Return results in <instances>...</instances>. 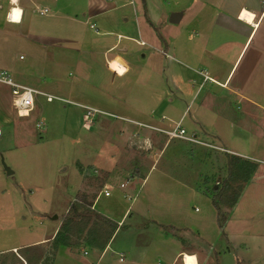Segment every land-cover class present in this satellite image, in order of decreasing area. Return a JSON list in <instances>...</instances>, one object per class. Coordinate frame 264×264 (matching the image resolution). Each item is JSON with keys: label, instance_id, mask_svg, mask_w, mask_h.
<instances>
[{"label": "rangeland", "instance_id": "rangeland-1", "mask_svg": "<svg viewBox=\"0 0 264 264\" xmlns=\"http://www.w3.org/2000/svg\"><path fill=\"white\" fill-rule=\"evenodd\" d=\"M221 1L148 0L146 6L145 0H36L33 7L31 0H21L15 6L20 11L15 23L9 20L14 6H0V71L6 70L17 84L59 99L48 103L36 95L29 117L20 118L11 89L0 84V264H85L88 260L93 264L101 251L81 250L93 219L80 244L54 248V258L49 256L52 242L41 248L11 250L64 233L65 218L74 203L90 211L94 204L93 210L112 223L126 210L128 220L138 214L155 221L138 219L122 225L120 232L128 227L147 231L142 232L149 242H142L147 252L140 264H172L170 251L160 246L162 239H170L189 254L196 252L209 264H264V144L259 145L257 161L250 160L255 174L248 181L234 182L231 191L226 189L218 199L220 214L209 197L222 190L226 181V156L252 158L237 154L234 144L243 145V138L231 137L227 123L205 110L200 120L197 116L204 74L200 72L207 69L197 64L203 58L199 31L211 25L201 18L204 8L217 9ZM97 4L108 7L106 14L89 19L86 10L96 5L95 10ZM44 7L50 14H38ZM172 14H180L182 20L170 24ZM108 20L117 21L120 32L108 30ZM230 25L226 34L236 36L240 26L234 20L225 28ZM250 42L230 77L231 85L235 87L245 71L260 90L264 87V23ZM237 51L227 53L226 63L235 60ZM250 58L255 63L247 68ZM112 61L124 66L126 74L118 76L109 68L107 62ZM192 80L194 85L189 83ZM80 105L101 112L87 128ZM216 106V101L208 105L209 110ZM242 108L237 103L233 107L234 120L242 116ZM261 108L256 114L263 120L257 126L264 127V105ZM161 113L172 121L182 119L188 136L199 137L197 123L204 122L209 132L223 135L224 147L236 155L213 143L209 144L213 150L182 140L167 143L164 135L119 119L169 130L173 123L162 120ZM136 172L140 177H134ZM106 182L114 188L110 197L100 196ZM235 191L237 203L227 208L223 201L233 200ZM219 216L222 229L217 225ZM109 222L104 223L112 225ZM104 232L102 240H107L113 230ZM111 251L100 264H121V253L116 251L112 257Z\"/></svg>", "mask_w": 264, "mask_h": 264}, {"label": "crops", "instance_id": "crops-1", "mask_svg": "<svg viewBox=\"0 0 264 264\" xmlns=\"http://www.w3.org/2000/svg\"><path fill=\"white\" fill-rule=\"evenodd\" d=\"M31 1L33 2L31 6L34 7L36 5V0H34L35 2L33 0ZM20 3L21 1L19 2V4ZM145 4L146 6L149 5L148 0H145ZM98 5L99 4H97V6ZM94 6L93 7L91 6V7L94 8ZM92 8L90 10H86L85 12L86 14L89 13L88 15L89 19H96L101 16H104L106 14V11L108 10V7H106L105 4L104 5L100 4L98 8H95V10ZM106 8L107 10H105ZM204 9L205 11H204V14L201 20H204L205 23L207 21H211V25H208L206 28H203L199 31L200 35L203 37V41H202L203 52L201 53V55H203V58L199 59V63L197 64H201V66L203 65L207 69H203L200 72V73L204 72V74H201L200 76L202 77V84L200 83L201 85L199 86V90H198L200 91V89H202L201 92L199 93L200 102L197 107L198 119L200 120L199 118L200 112L202 110H205L209 112L210 114H212L213 116L227 123L230 127L229 135L231 137L243 138V145L237 146L236 144H234V146L238 148L237 154H239V152H242V154L252 157V158L245 157L247 160L256 162L257 160L255 157H258L261 155L260 154L261 147L259 145L264 144V137H263L264 127L257 126L259 125L260 119L262 118H260L256 114L262 109L261 108L262 105H264V87H261L260 90H258L257 87H254V85L257 84V82H254L252 78L248 74H246L245 71L241 73V76L238 78L240 82L235 83V87L231 85L230 77L236 67L237 62L239 61L241 54L247 47H249L250 45L249 43H251L250 40L252 39L253 35H255L256 32L261 29L262 24L264 23V17H262L264 14V0H244L243 4H236L234 3V0H229L227 1V4H226L222 0L217 9H215L214 7L211 9L209 8H204ZM242 11H247L255 17L251 24L245 23L240 20V14ZM146 12H147L146 16L149 17L148 21L149 23L152 24L150 20V14H149L148 7H146ZM181 20H182V17L180 21ZM234 20L237 21L238 26H240V32L236 33V36H232L231 34H229L228 36L226 32H230L231 25L228 28H225V27L228 25V22L234 21ZM114 21L115 20H108L106 23V28L109 22H114ZM124 22H126V20H124ZM90 28H92L93 31L95 30L93 26H91ZM118 29H119V24H118ZM126 38H127L126 36H123L124 40H128ZM165 47H167V43H165ZM238 48H239V52L237 51V56L235 60L226 63L225 59H227L226 58L227 53L229 51H234V49H238ZM123 51L125 52L126 50L123 49ZM258 52L260 53V50ZM250 59L251 60L247 63V68L253 63H255L254 58H250ZM78 60L79 59H75V61H78ZM114 62L119 63L117 61H112L110 63L107 62V66L112 69V64ZM225 63L226 65H224ZM184 67L188 71H193L188 66L186 67V65H183V67L181 68H184ZM122 68H124V66H122ZM124 70L125 71L123 74H126L127 72L126 68H124ZM195 73L196 72L194 71L193 74ZM205 74L208 80L205 79ZM117 75L121 76L120 74H117ZM194 81L195 80H192L189 83L190 84L192 83V85H194L196 83ZM204 83L208 84L209 87L203 88L202 85ZM182 86L183 85L179 84V88H181ZM213 86L219 88L221 92L219 93L216 90H214ZM230 95H235L238 97V99L237 100H235L234 98L231 99ZM213 101H216L217 106L213 110H209L208 105H210V103H212ZM236 103L242 104L243 106L242 116L239 115V117L237 118V121L234 120L231 116V111L233 110V107L236 106ZM223 106H224V111H221V108ZM168 120H170L169 121L170 123L176 122V121H172L169 118ZM197 124L199 125V129H201L199 132L200 134L199 137L197 136L198 141L201 142V140H204V138H207V140H209L210 142L205 143V144L213 143L218 146L223 145V146H220V148L224 150L227 149L226 151L228 150L231 151L230 149L224 147L227 145H224L226 141L223 140L222 134H218V133L216 134V132L212 129H210V132H209L206 129V125L204 122L197 123ZM143 125H146V124H143ZM198 125H197V129H198ZM147 126L154 127L153 124L147 125ZM236 126L241 127L242 131H238L237 129H235ZM243 127L245 128L243 129ZM256 127H257V130H256ZM204 131H206L207 134H209L208 137H210L211 139H208L207 134L206 136H204L205 134L202 135ZM253 131H256L255 134L253 133ZM229 153L236 155L231 152ZM239 155L241 156V154ZM261 156L264 157V155H261ZM90 208L93 211V213H96V211L93 210L94 204L91 205ZM96 214H99V213H96ZM100 216L103 217V215H100ZM128 216H129L128 210H126L123 216L121 217V219L117 221V223L114 222L116 226L115 232L112 234L111 238L109 239V241L107 242L103 250H101V254L99 255L98 259L95 260L93 264H100L105 259L109 251L111 250H112L111 251L112 257H114V254L116 253V251H119L121 253L119 254V255H122L121 259L123 261L119 260L121 264H125L126 262L128 264H138V263L140 264L141 258L144 257L147 252V249L142 246V242L144 240L149 242V237L145 233H142V232H147V231L141 230L137 232V230H135L134 228L128 227L127 229H124L122 232H120L121 229L124 228L122 227V225L127 222L129 223L136 222L138 219L141 220L143 223H147V222L154 223L155 221L147 220L143 216H140L138 214H136L133 219L128 220L127 219ZM55 235L52 238H47L45 240H41L39 242H35L30 245H25V246H22L21 248H13L11 250H18V249L26 250V249H31L32 247L41 248L43 247L42 245L50 244L51 242L53 243V239ZM160 246L170 251V254L173 257L172 264H183L182 256L185 254L193 256L196 259L197 264H209L207 262V259L197 255L196 252H191L192 254H189L188 252H186V250H183V248H177L175 244L170 241V239H167V240L162 239ZM172 249H175V251H173ZM95 251H98V250H95ZM91 262L92 261L88 260V261H85V264H92Z\"/></svg>", "mask_w": 264, "mask_h": 264}, {"label": "trees", "instance_id": "trees-1", "mask_svg": "<svg viewBox=\"0 0 264 264\" xmlns=\"http://www.w3.org/2000/svg\"><path fill=\"white\" fill-rule=\"evenodd\" d=\"M227 164L225 166V169L228 173L226 181H223V188L220 189L219 192L212 193L209 195L211 198V204L215 208V211L220 214V207L218 199L221 198V195L225 193L226 189L232 188L230 187L234 182L236 181H248L250 177H252L255 174L256 166L253 164L250 160H244L236 156H226ZM137 175H134V177H140V173ZM231 191V189H229ZM233 190V189H232ZM236 192V191H235ZM205 194V193H204ZM237 195L238 192L235 193L234 199L230 200L229 202L223 201L224 205L227 208H232L235 206V203H237ZM208 197V194L205 195ZM81 210V211H80ZM68 215L65 218V226L62 233L61 231L57 232L53 239V243L51 244V252L49 256H52L53 258L56 256L57 247H67L72 249L75 243L80 244L81 236L84 234V230L86 226L89 224L91 219H93V225L88 229L86 232V238L87 243H81L82 248L81 250H84V248H91L94 250L101 251L111 238V236L107 240H102L103 234L105 233V230H113V233L115 232L116 226L114 223L107 221L104 217L100 216L99 214L93 213V211H90V209H86L82 207L81 205H77L76 203L72 204L68 213ZM221 217L219 216L217 218V225H219V228H223L220 224ZM222 220L226 221V218H222ZM221 220V221H222ZM104 222H109L112 225H108ZM100 230V231H99ZM112 233V234H113ZM40 251V250H39ZM42 252V251H41Z\"/></svg>", "mask_w": 264, "mask_h": 264}, {"label": "built area", "instance_id": "built-area-1", "mask_svg": "<svg viewBox=\"0 0 264 264\" xmlns=\"http://www.w3.org/2000/svg\"><path fill=\"white\" fill-rule=\"evenodd\" d=\"M16 1H18V0H16ZM16 1L15 0H5V3L0 2V6L12 5V6H14V8H17L15 6H17V4H19V2L21 0L18 3H16ZM14 8L9 13V20L11 22H14L13 21L14 19H12V17H13V14L15 13V11L17 10ZM38 14L48 15V14H50V11L47 7H44V8L38 9ZM18 20L19 19H17L16 21H18ZM107 28L109 30H113L116 32L119 31L117 29V26L113 27L112 25H110V23H108ZM120 38L121 37H118V39H120ZM126 39H128V38H126ZM138 44L140 46H145L144 43H138ZM113 70L117 74H121V72L115 70L114 68H113ZM205 79L208 80V78L206 77V74H205ZM1 83L7 85L11 89V93H12V96L14 98L13 106L15 108V111H16L18 117H20V118L29 117L30 113L34 109V98L36 95L44 97L46 99V102H48V103H51L55 99L59 100L58 98L53 97L51 95H48L46 93H42V92H39V91L32 89L30 87H26V86L15 83L11 79V77L7 71H0V84ZM80 107L83 110H85V112H86V116L84 117L83 127L87 128L89 126L91 119L94 117V115L97 113H101V112H99L96 109H92L90 107L83 106V105H80ZM160 118L162 120H166V115L161 113ZM119 119H121L127 123L133 124L134 126L149 129L151 131L154 130L155 132H158L159 134L164 135L167 138V141H168L167 143H170L173 140H182V141L190 142V145H194V144L199 143L200 145H207L209 147V149H212V150L216 149V148L210 146L209 144L201 143L200 141H198L197 136L195 134L188 136L186 129L182 126V119L179 122H174L173 127H171L169 130L155 129L152 126L139 124L137 122L129 121V120L122 119V118H119ZM1 137H2V132L0 130V138ZM121 188H124V185H122ZM113 191H114V188L111 184H109L107 182L103 183L101 191H100V196L110 197L112 195ZM127 199L130 200L129 197ZM119 260L123 261L121 258ZM156 264H159V263L156 262ZM183 264H185L184 258H183Z\"/></svg>", "mask_w": 264, "mask_h": 264}, {"label": "bare ground", "instance_id": "bare-ground-1", "mask_svg": "<svg viewBox=\"0 0 264 264\" xmlns=\"http://www.w3.org/2000/svg\"><path fill=\"white\" fill-rule=\"evenodd\" d=\"M19 1L20 0L16 1V3H18ZM0 2L1 3H5V0H0ZM14 9H17V10L15 11V13L13 14V17H12V19H14L13 23L18 22L16 20L19 19V17H20V11L18 10V8H14ZM254 18L255 17L251 13H249L247 11H242L241 14H240V20L245 22V23H250L251 24L253 22ZM111 25L113 27H115V22H112ZM112 67L115 70L121 72L120 75H123L124 70H123L122 66L119 63L114 62L112 64ZM166 120H168L167 116H166ZM182 257L185 259V264H197L196 263V259L193 256H191V255L185 254Z\"/></svg>", "mask_w": 264, "mask_h": 264}, {"label": "water", "instance_id": "water-1", "mask_svg": "<svg viewBox=\"0 0 264 264\" xmlns=\"http://www.w3.org/2000/svg\"><path fill=\"white\" fill-rule=\"evenodd\" d=\"M181 19L180 14H172L169 19L170 24H178ZM8 175H12L13 172H11L9 169H6ZM57 217H54L53 220H56Z\"/></svg>", "mask_w": 264, "mask_h": 264}, {"label": "clouds", "instance_id": "clouds-1", "mask_svg": "<svg viewBox=\"0 0 264 264\" xmlns=\"http://www.w3.org/2000/svg\"><path fill=\"white\" fill-rule=\"evenodd\" d=\"M115 22V27L117 26V29H118V22L117 21H114ZM110 23V25H111V23L112 22H109ZM109 30V29H108ZM119 30V29H118ZM118 32H120V31H118ZM124 73V72H123Z\"/></svg>", "mask_w": 264, "mask_h": 264}]
</instances>
